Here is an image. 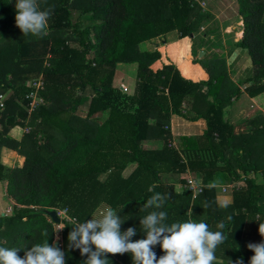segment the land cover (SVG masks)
Masks as SVG:
<instances>
[{"label": "trees", "instance_id": "trees-1", "mask_svg": "<svg viewBox=\"0 0 264 264\" xmlns=\"http://www.w3.org/2000/svg\"><path fill=\"white\" fill-rule=\"evenodd\" d=\"M237 4L243 28L236 45L249 55L251 79L260 81L264 0ZM40 5L52 9L47 34L23 37L15 26V4L0 0V93L5 94L0 151L7 146L24 156L21 166L0 161V181H6L13 200L11 212L0 213V246L30 248L47 240L52 244L56 230L49 212L54 208H66L80 223L90 220L98 208L114 209L124 220L122 231L135 227L132 240L142 239L139 222L147 212L140 208L161 193L170 195L159 209L167 212L169 225L191 218L217 231V224L225 223L226 239L215 251L214 264L241 257L249 264L254 253L247 244L264 239L247 233L250 221L264 224V114L250 117L245 132H236L224 117L240 87L231 80L224 57L197 58L193 49L219 46L208 41L211 33L220 37L217 25L209 26L212 15L202 12L197 0H40ZM74 11L91 14L94 22L80 28L72 21ZM173 30L178 39L190 40V59L206 72V79L183 73L182 65L171 59L172 44L140 49L142 42ZM132 63L136 80L125 92L115 84L117 68ZM39 74L43 102L28 113L26 95L32 86L27 80ZM263 91L261 84L250 93ZM187 103L194 113L190 117H203L206 128L200 135L178 136L175 143L170 118L189 117L181 111ZM16 125L24 128L20 140L8 135ZM149 139L159 140L160 146L146 147ZM187 170L202 178V191L195 196L188 189L175 193L164 175ZM216 172L232 186L226 207L217 202L216 188L208 185ZM71 230L72 223L64 221L60 234L66 264H84L86 255L68 249ZM154 251L158 258L164 254L159 245ZM18 255L23 257L24 251ZM108 259V264H132L128 253L108 254Z\"/></svg>", "mask_w": 264, "mask_h": 264}, {"label": "clouds", "instance_id": "clouds-1", "mask_svg": "<svg viewBox=\"0 0 264 264\" xmlns=\"http://www.w3.org/2000/svg\"><path fill=\"white\" fill-rule=\"evenodd\" d=\"M15 13V26L23 37L42 38L47 34L52 9H41L40 0H15ZM169 198V194L155 193L141 206L140 211L147 212L139 222L145 238L133 241L136 228L122 231L124 220L116 210L107 209L85 222H72L67 237L68 249H78L81 256L86 255L84 264H108V254L125 253L131 254L132 264H214L215 251L226 239L222 231L225 223L219 222L217 231H211L206 222L191 218L169 225L165 223L167 212L159 210ZM222 206L226 207L227 203ZM258 231L264 237V224H260ZM157 245L164 253L159 258L154 251ZM247 248L254 253L249 264H264V239L247 244ZM21 250L23 257L18 255ZM0 264H66V254L57 237L52 244L47 240L32 244L30 248L27 244L12 248L0 246ZM235 264H244L243 258L237 259Z\"/></svg>", "mask_w": 264, "mask_h": 264}, {"label": "crops", "instance_id": "crops-1", "mask_svg": "<svg viewBox=\"0 0 264 264\" xmlns=\"http://www.w3.org/2000/svg\"><path fill=\"white\" fill-rule=\"evenodd\" d=\"M241 34H242V31H241ZM158 38L160 39V37ZM162 38L163 37L161 36V40ZM154 39H157V38H154ZM222 45L226 53L224 57L226 59V66H227L228 74L231 80L240 87L239 96H236V98H234L231 101V104L228 105L224 109V117L233 124L236 132H245L249 130L247 121L250 119V117L254 115L264 114V91L260 92L259 94L255 96H251V93H250V92H254L255 88L258 85L264 84V78L260 81H253L251 79L253 77V67L249 59V55L245 49H242L238 47L237 45H233V44L232 45L222 44ZM199 50L200 49H198L197 51ZM189 55H190L189 57H191L192 53L190 52ZM196 57L198 58V55H196ZM122 65H126V64H122ZM122 65L121 64L118 65V68H120ZM197 68L199 67L194 66V65L188 66L186 69V72L188 75L187 74L186 75L189 77H192L194 80L201 78V76L197 77L198 76ZM117 74H120L118 73V70H117ZM124 79L125 78L122 77L120 79V82L128 86V84L124 82ZM188 107L189 105L187 103L186 111H185V108L183 109L181 108V111L183 113L186 112V115H188L189 117L178 115V114L171 115L169 125H170V131L172 134V139H173V142L175 143H176V139L178 136L200 135L202 134L203 130L206 128L205 119L203 117H198L195 119L191 118L190 116H194V113L190 111ZM23 133H24V128L18 125L10 128L8 131V135L16 140H20ZM147 141L160 142L159 140H152V139L146 140V142ZM156 147L158 146H152V147L149 146L148 148H156ZM5 151L9 153H7L6 155L7 157L4 161L3 156H4ZM23 160H24V156L22 154L18 153L17 151L7 146H2L1 151H0V161L2 164L8 167L21 166L23 163ZM191 174L195 176L196 178L202 180L201 176L197 175L196 172H191ZM164 175L166 176L168 183L173 185V190L175 193L181 194L184 190H187V188L184 186L185 177L187 176L186 172L182 174L167 173ZM180 179H184V180H180ZM1 184L5 187L4 184H6V181H0V186H2ZM208 185L216 188V200L218 203H225V202L228 203L231 201V196L229 194L228 195L230 197L227 195V197L223 198L222 188L226 187L230 191L232 189L231 184H228L227 181L225 180V176L223 175V173L216 172L213 180ZM254 222L255 221L253 222L250 221L247 224V228H248L247 233H253L254 236L252 237L257 236V238H260V234L258 231L259 226L256 224V222L255 223ZM225 264H235V261H225Z\"/></svg>", "mask_w": 264, "mask_h": 264}, {"label": "rangeland", "instance_id": "rangeland-1", "mask_svg": "<svg viewBox=\"0 0 264 264\" xmlns=\"http://www.w3.org/2000/svg\"><path fill=\"white\" fill-rule=\"evenodd\" d=\"M10 1L11 3L15 4V0H10ZM197 2L199 3V6L202 12H207L212 15L213 19L210 21L209 26L217 25L216 29L219 30L220 37L218 38L216 34L214 35V33H211L209 36L210 40H208L212 44H214L215 42H219V46H216V47L215 46H205V47L196 46L193 49L194 51L197 52L196 55H198V52H199L197 51L198 49H202L205 51L204 54L200 58H203V57L208 58V57H212L213 55L224 57L226 53L224 51V47L222 44L236 45V42H238L242 38V34L240 37L237 36V32L240 30L242 31V28H243L242 18L237 12V8H238L237 0H197ZM263 20H264V16H263ZM72 21L75 23L77 22L80 28L86 25H90L91 23L94 22L93 19L91 18V14L87 13V14L79 15L77 11H74V14L72 15ZM204 28L205 26L203 27L201 26L199 31L202 32ZM228 28L230 29V31L227 30ZM197 35L199 34L197 33ZM162 37H163L162 40L160 37V39L157 38V39H152V40H147V41L142 42L139 45L140 49L147 50V51H153L155 48L160 47L162 45L172 44L173 48H169L170 53H171L170 54L171 59L175 63H179L182 65L183 73L186 72L187 67L190 65L199 67L197 64L192 63V61L190 60L191 57H189L190 56L189 54L192 50L191 49L192 46H191L190 40L187 39V37L178 39L177 31L175 30L168 32L165 35H162ZM176 40L177 42H175ZM135 65H136L135 63H132V64H127V65H122L120 68H118V73L120 74H118L119 76L117 77L115 84L117 83L118 87H122V82H119V81L122 77L125 78L124 82L128 84V86H126L128 92L132 90V87L135 84V80H136V66ZM197 69H198L197 77L201 76L206 79L207 78L206 72L203 71L200 67ZM27 82L30 83V78L27 80ZM6 94H8V92ZM76 112L79 115H83L82 110H77ZM100 115L103 117L105 113H102ZM144 145L146 147L160 146V142L144 141ZM132 166L133 164H130L123 171V174L125 175L131 169ZM257 180H259V177H257ZM4 185L5 187L3 185L0 186V213H3V212L6 213L8 209L7 207L11 206L13 203V200L8 196L6 192V184ZM230 192L231 191L228 190L227 188H226V191H222L223 198L227 197L228 194L231 196ZM103 211L105 210L102 208H98V210L95 211V213L92 216H97L99 213ZM54 227L56 230V234H55L53 241H56L57 237H59V244H60L59 246L61 247L62 246L61 234H60L58 225L55 224V222H54Z\"/></svg>", "mask_w": 264, "mask_h": 264}, {"label": "built area", "instance_id": "built-area-1", "mask_svg": "<svg viewBox=\"0 0 264 264\" xmlns=\"http://www.w3.org/2000/svg\"><path fill=\"white\" fill-rule=\"evenodd\" d=\"M45 65L48 66V62H45ZM32 86V90L26 95V97L29 99V103L27 104V112H32L39 104L43 102L42 98L40 97V90L43 88V77L41 74L33 77L30 80L29 83ZM123 91H127V87L124 83H122V87H120ZM4 99L5 94L0 93V108H4ZM183 106H185V103H183ZM181 159L183 162L186 161L185 155L181 154ZM187 176L185 177V183L184 186L192 192V195L195 196L197 193H200L203 188V182L201 179L196 178L191 174L189 170H187ZM193 185H198V187H193ZM222 191H226V187L222 188ZM7 212H11V206L7 207ZM53 210L56 211L57 216L59 217V222L55 223L58 225L59 230L61 231L63 228V222H70L77 221V219L71 215L68 214V211L66 208H54ZM4 213V212H3ZM62 243V241H61ZM60 245V244H59Z\"/></svg>", "mask_w": 264, "mask_h": 264}, {"label": "water", "instance_id": "water-1", "mask_svg": "<svg viewBox=\"0 0 264 264\" xmlns=\"http://www.w3.org/2000/svg\"><path fill=\"white\" fill-rule=\"evenodd\" d=\"M203 54H204V50L200 49L199 52H198V57L200 58ZM49 215H50V217L52 218V220L55 223H58L59 222V217L57 216V213H56L55 210H51L49 212Z\"/></svg>", "mask_w": 264, "mask_h": 264}]
</instances>
